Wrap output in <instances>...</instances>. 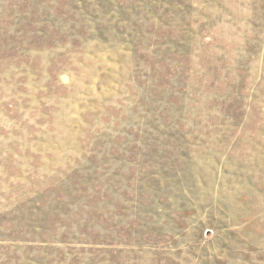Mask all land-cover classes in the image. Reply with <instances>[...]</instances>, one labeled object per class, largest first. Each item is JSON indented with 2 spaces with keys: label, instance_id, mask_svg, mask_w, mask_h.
I'll use <instances>...</instances> for the list:
<instances>
[{
  "label": "rangeland",
  "instance_id": "rangeland-1",
  "mask_svg": "<svg viewBox=\"0 0 264 264\" xmlns=\"http://www.w3.org/2000/svg\"><path fill=\"white\" fill-rule=\"evenodd\" d=\"M0 264H264V0H0Z\"/></svg>",
  "mask_w": 264,
  "mask_h": 264
}]
</instances>
